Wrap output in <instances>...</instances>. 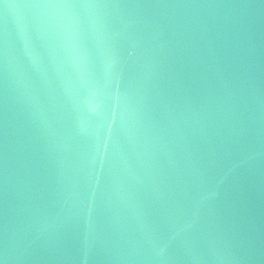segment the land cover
Segmentation results:
<instances>
[{
	"label": "water",
	"instance_id": "water-1",
	"mask_svg": "<svg viewBox=\"0 0 264 264\" xmlns=\"http://www.w3.org/2000/svg\"><path fill=\"white\" fill-rule=\"evenodd\" d=\"M140 0H0V263Z\"/></svg>",
	"mask_w": 264,
	"mask_h": 264
}]
</instances>
